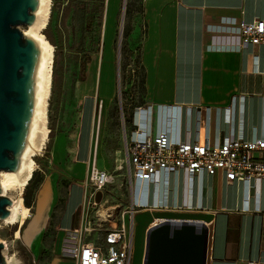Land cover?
<instances>
[{
	"label": "crops",
	"instance_id": "obj_1",
	"mask_svg": "<svg viewBox=\"0 0 264 264\" xmlns=\"http://www.w3.org/2000/svg\"><path fill=\"white\" fill-rule=\"evenodd\" d=\"M255 19L264 20V0H138L126 39L143 103L121 109L124 138L144 118L154 133L169 129L182 141L264 138V44L240 45L236 31ZM88 111L74 167L61 183L44 177L30 200L62 235L77 227L87 169L104 153L93 138L95 107ZM138 187L126 206H134L130 264H264V180L245 185L206 172L189 179L178 170ZM48 257L45 264H73L57 247Z\"/></svg>",
	"mask_w": 264,
	"mask_h": 264
},
{
	"label": "rangeland",
	"instance_id": "obj_2",
	"mask_svg": "<svg viewBox=\"0 0 264 264\" xmlns=\"http://www.w3.org/2000/svg\"><path fill=\"white\" fill-rule=\"evenodd\" d=\"M104 1L86 0L84 6L88 22L83 30H79L71 19L74 3H70V0H51L50 17L43 30L53 47L52 81L47 107L49 136L42 152L34 157L38 168L27 188L32 201L44 177L58 176V183H61V176L68 175L75 165L72 156L80 123L82 121L85 127L88 110L94 106L93 138L99 139L98 146L104 152L99 153L95 164L98 169L112 175V180L95 194L96 206L86 218L87 227L92 229L86 239L95 244L100 242L103 230L116 222L130 197L122 150L121 109L126 114L131 113L135 106L143 103L137 74L129 71L130 66L131 69L135 68L134 48L128 46L126 39L128 21L138 6V0H126L123 15L124 0H116L110 29L111 61L105 68V63H97ZM17 28L22 32L25 26L18 25ZM83 55L87 62L81 69ZM83 106L84 114L81 116ZM126 121L130 126V119ZM84 181L89 188L87 176ZM109 214L111 216L107 218ZM44 218L43 209L39 213L36 209H30V216L21 227L19 224H6L0 219V243L4 245L0 251L3 258L14 256L19 264H45L53 247L64 252V234H58L51 223L44 222ZM81 221L82 213L79 211L76 215L77 227H83L85 220ZM15 230L20 231L19 239L14 237Z\"/></svg>",
	"mask_w": 264,
	"mask_h": 264
},
{
	"label": "built area",
	"instance_id": "obj_3",
	"mask_svg": "<svg viewBox=\"0 0 264 264\" xmlns=\"http://www.w3.org/2000/svg\"><path fill=\"white\" fill-rule=\"evenodd\" d=\"M236 31L240 45L264 44L263 19L240 21ZM226 118L229 120V115ZM123 155L131 191L136 186L142 189L144 183L156 179L158 174L178 170L184 171L189 179L206 172L209 175L222 174L229 182L245 185L251 180H264V138L244 140L242 137L229 136L219 143H210L206 139L182 141L169 129L154 133L150 120L144 118V122L136 121L135 128L124 138ZM111 180V173L98 169L92 159L87 175L89 188L87 187L86 198L80 208L85 224L66 231L62 237L64 254L73 264L131 262L133 205L120 212L112 227L103 230L98 244L86 239L92 230L87 227L86 218L96 206L95 194ZM109 216L111 215H107V218Z\"/></svg>",
	"mask_w": 264,
	"mask_h": 264
},
{
	"label": "water",
	"instance_id": "obj_4",
	"mask_svg": "<svg viewBox=\"0 0 264 264\" xmlns=\"http://www.w3.org/2000/svg\"><path fill=\"white\" fill-rule=\"evenodd\" d=\"M38 1L0 0V171L18 169V158L27 142L38 47L17 26L34 22ZM10 204L8 197L0 195V219L9 215ZM41 211L36 209L37 213ZM3 247L0 243V250ZM0 264H6L1 251Z\"/></svg>",
	"mask_w": 264,
	"mask_h": 264
},
{
	"label": "bare ground",
	"instance_id": "obj_5",
	"mask_svg": "<svg viewBox=\"0 0 264 264\" xmlns=\"http://www.w3.org/2000/svg\"><path fill=\"white\" fill-rule=\"evenodd\" d=\"M104 5V19L97 63L107 65L111 61L110 29L116 0H105ZM50 12L51 0H39L38 7L34 12V22L25 26V29L22 30V34L34 39L38 47V62L34 72L32 117L26 146L18 158V169L15 171H0V195L8 196L11 200V204L7 206L9 215L1 220L10 225L19 224L20 227L30 216V208L24 205L23 194L33 172L38 168L34 157L42 152L49 136L47 107L52 81L53 47L44 36L43 30L48 23ZM121 19L122 22L123 17ZM120 28H122V24H120ZM14 237L16 239L20 238L19 230H15ZM5 263L19 264L14 256L5 257Z\"/></svg>",
	"mask_w": 264,
	"mask_h": 264
},
{
	"label": "trees",
	"instance_id": "obj_6",
	"mask_svg": "<svg viewBox=\"0 0 264 264\" xmlns=\"http://www.w3.org/2000/svg\"><path fill=\"white\" fill-rule=\"evenodd\" d=\"M70 1H72L70 3H74V8L71 11V19L75 24V28H77L79 30H83L85 28L87 22H88V14L86 13L85 6H84L86 0H70ZM97 46H98V38H97ZM80 52H82V50H80ZM86 62H87V59L83 55L81 57V60H80V68L81 69H84ZM141 83H142V80L140 79L139 84L141 85ZM33 176H35V172H33L31 179ZM28 185H29V182L25 186L24 195H23L24 205L26 207L31 206V201H30L28 194H27Z\"/></svg>",
	"mask_w": 264,
	"mask_h": 264
},
{
	"label": "flooded vegetation",
	"instance_id": "obj_7",
	"mask_svg": "<svg viewBox=\"0 0 264 264\" xmlns=\"http://www.w3.org/2000/svg\"><path fill=\"white\" fill-rule=\"evenodd\" d=\"M24 195V194H23Z\"/></svg>",
	"mask_w": 264,
	"mask_h": 264
}]
</instances>
